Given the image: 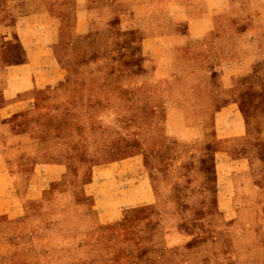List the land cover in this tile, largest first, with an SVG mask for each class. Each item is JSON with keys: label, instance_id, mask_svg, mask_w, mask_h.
Returning <instances> with one entry per match:
<instances>
[{"label": "rangeland", "instance_id": "1", "mask_svg": "<svg viewBox=\"0 0 264 264\" xmlns=\"http://www.w3.org/2000/svg\"><path fill=\"white\" fill-rule=\"evenodd\" d=\"M106 1L89 0V28L99 35L93 59L80 41L59 54L66 83L42 94L36 114L10 121L15 135L35 140H13L3 152L24 177L36 164L64 162L69 148L94 168L120 164V175L139 182L132 160L140 159L149 187L107 172L101 204L115 205L117 180L127 199L149 204L103 226L93 197L77 190L33 217H0V264L18 255V264H264V63L240 96L244 136L219 140L207 87L140 86L153 76L143 46L150 21L141 3L137 16L133 5Z\"/></svg>", "mask_w": 264, "mask_h": 264}, {"label": "crops", "instance_id": "2", "mask_svg": "<svg viewBox=\"0 0 264 264\" xmlns=\"http://www.w3.org/2000/svg\"><path fill=\"white\" fill-rule=\"evenodd\" d=\"M99 1L107 5L106 0ZM115 1L133 5L137 16L141 3L150 21L151 35L143 46L153 76L145 81L149 85L144 82L140 86L155 87L157 91L159 83H188L197 85L192 87L196 90L201 84L210 94L209 111L217 138L243 137L246 130L240 96L244 86L250 88L257 83L254 68L264 63V0L111 2ZM103 5L101 9H105ZM89 11V0H0V217L10 221L33 217L50 208L52 197L77 190L93 197L103 226L118 224L125 211L149 204L138 197L127 199L126 186L117 180L115 190L110 192L115 205L110 209L102 206L103 188L112 182L107 180V172L138 185L135 173L120 175V164L94 168L88 159H81L67 148L64 162L36 164L24 177L12 173L3 152L13 140L25 144L35 140L37 135H15L10 121L36 114L42 94L66 83L68 70L59 54L80 41L86 61L93 59L99 35L90 31ZM248 23L250 26H243ZM163 92L169 95L172 89L165 87ZM132 162L137 163L133 167L139 176V189L142 183L149 187L138 165L140 159ZM75 180H83L78 183L80 188L73 185ZM21 259L22 255L15 256L9 264H18Z\"/></svg>", "mask_w": 264, "mask_h": 264}]
</instances>
